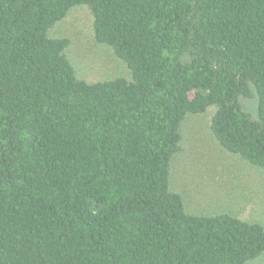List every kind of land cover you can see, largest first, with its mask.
I'll list each match as a JSON object with an SVG mask.
<instances>
[{
	"label": "trees",
	"instance_id": "16d2710c",
	"mask_svg": "<svg viewBox=\"0 0 264 264\" xmlns=\"http://www.w3.org/2000/svg\"><path fill=\"white\" fill-rule=\"evenodd\" d=\"M78 8L125 75H78L53 34ZM205 115L264 175V0H0V264L259 260L263 225L171 188L184 122Z\"/></svg>",
	"mask_w": 264,
	"mask_h": 264
},
{
	"label": "rangeland",
	"instance_id": "374dc122",
	"mask_svg": "<svg viewBox=\"0 0 264 264\" xmlns=\"http://www.w3.org/2000/svg\"><path fill=\"white\" fill-rule=\"evenodd\" d=\"M91 24L88 11L78 8L56 26L53 34L71 40L69 56L78 75L87 81L125 75L124 65L94 44ZM242 104L250 113L255 109L253 98L243 100ZM208 118V115L188 117L184 122L186 141L173 162L171 188L183 196L184 203L193 211L229 212L264 226V175L211 142L206 130ZM250 264H264V255Z\"/></svg>",
	"mask_w": 264,
	"mask_h": 264
}]
</instances>
